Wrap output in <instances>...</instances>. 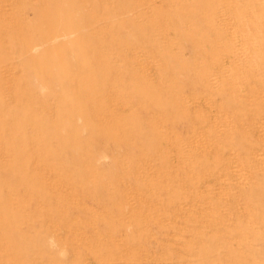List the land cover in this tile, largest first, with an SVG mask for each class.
Returning <instances> with one entry per match:
<instances>
[{
	"label": "rangeland",
	"instance_id": "374dc122",
	"mask_svg": "<svg viewBox=\"0 0 264 264\" xmlns=\"http://www.w3.org/2000/svg\"><path fill=\"white\" fill-rule=\"evenodd\" d=\"M0 264H264V0H0Z\"/></svg>",
	"mask_w": 264,
	"mask_h": 264
},
{
	"label": "bare ground",
	"instance_id": "6f19581e",
	"mask_svg": "<svg viewBox=\"0 0 264 264\" xmlns=\"http://www.w3.org/2000/svg\"><path fill=\"white\" fill-rule=\"evenodd\" d=\"M35 50V49H34Z\"/></svg>",
	"mask_w": 264,
	"mask_h": 264
}]
</instances>
